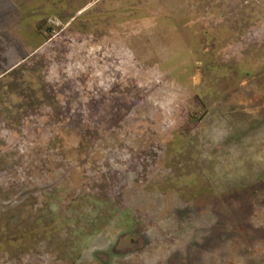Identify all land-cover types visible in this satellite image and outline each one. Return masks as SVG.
<instances>
[{"label":"rangeland","instance_id":"374dc122","mask_svg":"<svg viewBox=\"0 0 264 264\" xmlns=\"http://www.w3.org/2000/svg\"><path fill=\"white\" fill-rule=\"evenodd\" d=\"M0 264H264V0H0Z\"/></svg>","mask_w":264,"mask_h":264},{"label":"trees","instance_id":"16d2710c","mask_svg":"<svg viewBox=\"0 0 264 264\" xmlns=\"http://www.w3.org/2000/svg\"><path fill=\"white\" fill-rule=\"evenodd\" d=\"M195 118H196L195 114H193L192 117H190L191 120H194ZM75 122L79 123L80 121L78 119L77 120L75 119Z\"/></svg>","mask_w":264,"mask_h":264}]
</instances>
